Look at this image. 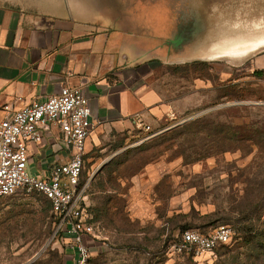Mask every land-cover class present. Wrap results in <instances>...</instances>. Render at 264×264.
Here are the masks:
<instances>
[{
  "label": "rangeland",
  "instance_id": "rangeland-1",
  "mask_svg": "<svg viewBox=\"0 0 264 264\" xmlns=\"http://www.w3.org/2000/svg\"><path fill=\"white\" fill-rule=\"evenodd\" d=\"M36 1L51 0H14L22 7ZM77 1H83L77 14L90 15L103 8L100 0ZM112 1L117 12L126 16L120 7L132 0ZM137 1L141 17L166 22L165 28L161 24L166 38L162 43L170 49L180 39L175 19H196L195 25L182 27L193 33L187 55L194 46L210 54L212 42L226 35L264 36V0ZM153 2L165 8L149 9L146 3ZM147 24L140 26L142 32L155 35ZM261 53L264 48L241 58L200 61L205 64L200 71L204 80L195 86V76L200 74L191 68L180 77L170 76L171 99L183 100V110L149 133L110 132L101 138L96 152L85 157L81 187L86 186L87 201L91 191L101 192L95 197L99 206L103 203L105 209L109 200L115 214L125 201L127 205V195L139 197L148 191L159 209L172 212L163 244L98 242L101 254L91 264H264V150L252 143L264 142V76L251 73ZM228 80L230 85L223 86ZM102 162L108 165L92 189L90 177ZM47 207V201L35 193L0 199V264H71L59 222ZM218 226L232 230L228 247L197 261L172 251L181 232L208 233ZM104 236L105 232L99 233L97 241Z\"/></svg>",
  "mask_w": 264,
  "mask_h": 264
},
{
  "label": "crops",
  "instance_id": "crops-1",
  "mask_svg": "<svg viewBox=\"0 0 264 264\" xmlns=\"http://www.w3.org/2000/svg\"><path fill=\"white\" fill-rule=\"evenodd\" d=\"M146 4L151 6L149 9L165 8L154 2ZM79 5L83 1H36L22 7L14 0H0V120L6 105L18 109L56 96L65 86H80L91 111L87 156L96 152L101 138L110 132H142L144 126L155 128L175 117V111L183 110V100L171 99L167 79L183 75V65L202 61L204 53L201 47L194 46L193 55H187L183 38L174 49L164 47L162 41L166 38L161 24L165 28L166 22L141 17L140 1L132 0L120 7L126 16H121L115 2L109 0H100L103 8L90 15L87 11L77 14ZM146 23L153 27L155 35L142 32L140 26ZM192 45L191 42L190 48ZM253 67L251 73L264 71V54L254 61ZM203 80L196 75L194 86ZM42 137L39 144L28 147L27 171L38 177H45L68 157L56 127ZM107 165L102 162L96 168L89 187L98 185ZM99 193L90 192L86 208L87 223L98 237L105 232L101 241L84 238L92 251L91 262L101 254L95 245L101 242L164 243L172 212L169 209L166 214L159 209L148 191L139 197L127 195V205L125 201L115 214L109 203L105 210L103 203L99 206L95 198Z\"/></svg>",
  "mask_w": 264,
  "mask_h": 264
},
{
  "label": "built area",
  "instance_id": "built-area-1",
  "mask_svg": "<svg viewBox=\"0 0 264 264\" xmlns=\"http://www.w3.org/2000/svg\"><path fill=\"white\" fill-rule=\"evenodd\" d=\"M0 120V199L19 193H35L45 197L59 222L58 230L68 245L71 264H91L92 251L85 237L98 239L87 223V200L81 187L86 156V142L92 130L91 111L83 89L65 86L56 96L14 109L3 107ZM56 127L67 152V161L52 167L45 177L27 171L28 147L39 144L43 134ZM146 133L150 127L144 126ZM232 230L218 226L207 234L198 230L181 232L173 247L178 255L197 261L221 246L230 245Z\"/></svg>",
  "mask_w": 264,
  "mask_h": 264
},
{
  "label": "bare ground",
  "instance_id": "bare-ground-1",
  "mask_svg": "<svg viewBox=\"0 0 264 264\" xmlns=\"http://www.w3.org/2000/svg\"><path fill=\"white\" fill-rule=\"evenodd\" d=\"M232 36L233 35H226L220 40L218 39V43L212 42L210 47L211 54L204 56L203 60H213L218 58H241L264 48V36L260 35V37L257 36L253 39L251 38L252 36L249 38Z\"/></svg>",
  "mask_w": 264,
  "mask_h": 264
},
{
  "label": "trees",
  "instance_id": "trees-1",
  "mask_svg": "<svg viewBox=\"0 0 264 264\" xmlns=\"http://www.w3.org/2000/svg\"><path fill=\"white\" fill-rule=\"evenodd\" d=\"M204 65L205 64H203V63H200V62H197V63H193V64H191V65H189V66H186V65H183V71H185V69L187 70V69H189V68H191V70L193 71V72H196V74H197V72H199V77H201V78H203L204 79V77H202V74H201V69H203V67H204ZM186 74H187V71H186ZM252 75L253 76H255V77H257V78H259L260 76H264V71H254L253 73H252ZM230 80H228L227 81V84H223V86H225V85H230ZM220 96V94H219V89H218V95H217V97H219ZM248 141H250V142H252L250 139L248 140ZM253 143V145L254 146H256V147H258L259 149H261V150H264V142H252ZM82 184V183H81ZM41 196V195H40ZM43 197V196H42ZM46 201H47V203H48V210H50V212H51V207H50V203H49V201L45 198V197H43ZM109 201H106L105 202V205L107 206V203H108ZM109 204H110V202H109ZM106 209V208H105ZM104 209V210H105ZM51 214H52V212H51ZM199 231V230H198ZM200 232V231H199ZM200 233H202V234H207V233H205V232H200ZM179 238H180V235H179V237L177 238V240H179ZM176 240V241H177ZM232 241H233V238H232ZM232 241H231V243H232ZM230 243V244H231ZM224 247H228V245L227 246H221V247H219V248H224Z\"/></svg>",
  "mask_w": 264,
  "mask_h": 264
},
{
  "label": "flooded vegetation",
  "instance_id": "flooded-vegetation-1",
  "mask_svg": "<svg viewBox=\"0 0 264 264\" xmlns=\"http://www.w3.org/2000/svg\"><path fill=\"white\" fill-rule=\"evenodd\" d=\"M169 6V5H168ZM171 6H169V8H170ZM183 7V6H182ZM194 20H196L195 18H193V19H191L190 17H179V18H177V19H175V21H174V23H173V25L175 26V24H177L178 25V27H177V29H178V31H179V38L181 39V38H183V42L184 43H186L185 45V47L186 48H190V43H191V41H190V39H189V37L191 36V34H193V33H191V31H188L187 29H182V27L184 28L185 26L187 27V28H189L190 26H192V25H195L196 23L194 22H192V21H194ZM178 21V22H177ZM182 29V30H181ZM180 39H179V41H178V43H176V44H173L172 46L173 47H177V45L179 44V42H180ZM185 48V49H186Z\"/></svg>",
  "mask_w": 264,
  "mask_h": 264
},
{
  "label": "water",
  "instance_id": "water-1",
  "mask_svg": "<svg viewBox=\"0 0 264 264\" xmlns=\"http://www.w3.org/2000/svg\"><path fill=\"white\" fill-rule=\"evenodd\" d=\"M232 37H234V36H232ZM219 40H220V39H219ZM219 40H216V41H213V42L218 43ZM205 54H208V53H205ZM205 54L202 56V61H207V60H203V57L206 56ZM210 54H211V53H210Z\"/></svg>",
  "mask_w": 264,
  "mask_h": 264
}]
</instances>
